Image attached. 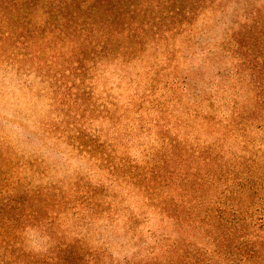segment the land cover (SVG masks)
Masks as SVG:
<instances>
[{"label":"rangeland","instance_id":"rangeland-1","mask_svg":"<svg viewBox=\"0 0 264 264\" xmlns=\"http://www.w3.org/2000/svg\"><path fill=\"white\" fill-rule=\"evenodd\" d=\"M199 4L0 27V264H264V0Z\"/></svg>","mask_w":264,"mask_h":264},{"label":"trees","instance_id":"trees-1","mask_svg":"<svg viewBox=\"0 0 264 264\" xmlns=\"http://www.w3.org/2000/svg\"><path fill=\"white\" fill-rule=\"evenodd\" d=\"M199 2L200 0H0V27L6 25L9 35L14 33L13 24H22L24 19H35L39 21L38 24H44L46 29H50L47 31L54 30L63 35L64 39L69 38L70 33L88 36L90 32L108 41L122 35L121 28L127 17L138 19L142 14L154 15L149 26L157 28L158 23L163 21L160 18H174L190 13L192 8H199ZM37 27L35 25L33 29ZM62 261L60 264H72L67 259Z\"/></svg>","mask_w":264,"mask_h":264}]
</instances>
